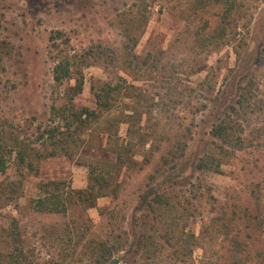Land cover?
Instances as JSON below:
<instances>
[{
  "label": "rangeland",
  "instance_id": "1",
  "mask_svg": "<svg viewBox=\"0 0 264 264\" xmlns=\"http://www.w3.org/2000/svg\"><path fill=\"white\" fill-rule=\"evenodd\" d=\"M224 9L219 0H0V136L42 147L56 30V42L91 55L78 107L96 109L104 83L120 86L71 155L43 158L34 172L6 154L0 253L19 239L32 264H264V54L246 77L241 57L257 49L264 0H237L231 18L243 19L227 41L201 44ZM225 110L243 139L236 145L211 134ZM122 144L135 164L120 171L117 194L66 214L35 210L39 180L86 188L90 165L113 163ZM99 242L112 251L105 263H96Z\"/></svg>",
  "mask_w": 264,
  "mask_h": 264
},
{
  "label": "trees",
  "instance_id": "2",
  "mask_svg": "<svg viewBox=\"0 0 264 264\" xmlns=\"http://www.w3.org/2000/svg\"><path fill=\"white\" fill-rule=\"evenodd\" d=\"M219 1L225 5L223 17L216 28V33H210L207 36L198 35L196 37L197 41L201 44L208 42L210 44L216 43V45H221L224 41H227L229 29L231 27H238L243 19L236 18V16L231 18L236 15L233 14V10L236 7L237 0ZM250 21L251 18L244 21L242 25L247 26V23H252ZM62 34V31L56 30L51 36L56 51L54 56L55 66L53 68V78L56 87L54 101L50 106L49 118L42 130L39 128L40 135L38 141H40L42 147H23L19 137L15 136L12 138L11 136L7 137V134L1 135L0 173H5L8 169L6 154L10 152H16L24 167L34 172L39 171L36 163L43 158L71 155L75 149H71L72 143L77 147L82 146L86 141L83 134L90 129L93 119L99 117L97 109L110 110L114 106L113 99L115 96H113V92L119 90L120 86L119 84L112 86L110 83H104L95 92L96 109H90L87 106L78 107L76 105L75 99L83 92L85 84V76L82 69L88 63L86 60L90 59L91 55L78 54L76 51L72 52L73 48L69 47L67 38L62 42L63 45L56 42L62 38ZM259 37L258 41H254L257 49L252 52L248 49L242 56L240 55L245 66L243 73L245 77L247 74H251L253 70L254 57L257 59L256 63H259L264 54V20L263 26L259 31ZM131 38H133L132 45H136L139 36ZM73 78L75 79V83L70 84L69 81ZM233 109L237 110L234 105ZM222 113L225 116L221 117V114L219 115L218 122L211 129V134L218 138L224 146L225 144L236 145V143L243 141L239 134L236 136V133L234 134L236 126L231 115L228 114L227 110ZM10 140L14 142V145L10 143ZM114 151L116 152V160L113 163H92L90 165L89 182L86 188H72L71 184L66 180H39L38 187L42 194L38 198H33L35 210L48 214H66L72 205L91 208L97 205L98 198L109 194H117L121 187V182L119 181L120 171L126 165L131 167V164H135V160L133 155L129 154L131 149L123 144ZM211 159L214 160L211 157L210 159L202 158L198 165L200 167L209 165V163H212ZM142 197L143 201L147 203L149 194H144ZM160 199L161 196H158L156 201L158 202ZM147 205L151 209L152 204ZM14 220L16 219L14 218ZM17 227L18 225L16 224L11 235L10 233L8 235H17L18 233L15 232ZM99 244L101 245V252L98 254L96 263H105L111 259L112 251L104 242H99ZM0 256V264H32V262L25 261L27 260L26 251L19 239L16 240V243L11 246L7 253L1 252ZM237 261L238 263H243V260L240 258Z\"/></svg>",
  "mask_w": 264,
  "mask_h": 264
},
{
  "label": "water",
  "instance_id": "3",
  "mask_svg": "<svg viewBox=\"0 0 264 264\" xmlns=\"http://www.w3.org/2000/svg\"><path fill=\"white\" fill-rule=\"evenodd\" d=\"M108 264H119V260H118V258L113 257V258L108 262Z\"/></svg>",
  "mask_w": 264,
  "mask_h": 264
}]
</instances>
